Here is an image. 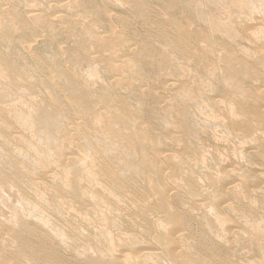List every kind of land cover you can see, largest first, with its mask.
I'll return each mask as SVG.
<instances>
[{"label":"bare ground","instance_id":"1","mask_svg":"<svg viewBox=\"0 0 264 264\" xmlns=\"http://www.w3.org/2000/svg\"><path fill=\"white\" fill-rule=\"evenodd\" d=\"M0 264H264V0H0Z\"/></svg>","mask_w":264,"mask_h":264},{"label":"rangeland","instance_id":"2","mask_svg":"<svg viewBox=\"0 0 264 264\" xmlns=\"http://www.w3.org/2000/svg\"><path fill=\"white\" fill-rule=\"evenodd\" d=\"M52 3H50V5H51ZM57 15H63V12L62 11H59L58 13H57Z\"/></svg>","mask_w":264,"mask_h":264}]
</instances>
